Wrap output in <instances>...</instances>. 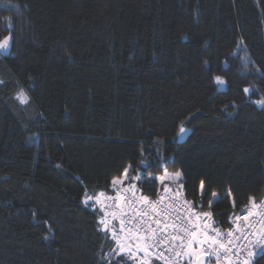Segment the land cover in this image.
<instances>
[{"label":"trees","instance_id":"16d2710c","mask_svg":"<svg viewBox=\"0 0 264 264\" xmlns=\"http://www.w3.org/2000/svg\"><path fill=\"white\" fill-rule=\"evenodd\" d=\"M7 35L0 264H131L100 229L104 208L83 202L114 195L128 165L182 174L220 231L264 199V0H0Z\"/></svg>","mask_w":264,"mask_h":264},{"label":"snow or ice","instance_id":"6c2138e0","mask_svg":"<svg viewBox=\"0 0 264 264\" xmlns=\"http://www.w3.org/2000/svg\"><path fill=\"white\" fill-rule=\"evenodd\" d=\"M12 39L11 35L0 39V52L8 51ZM215 80L218 84H224L219 76ZM244 92H249V89L245 88ZM17 98L22 103L28 102L23 89L17 93ZM256 103L264 106V100ZM187 132L181 122L178 137L182 139ZM140 165L147 168L143 160ZM130 172L135 174L130 176ZM167 178V172L154 177L150 171L141 174L137 168L128 165L120 176L110 181L114 195L106 196L101 191L92 197L85 193V204L94 200L101 208L111 209L101 215L98 224L115 242L112 252L117 257L121 260L126 258L131 264H152L153 259L163 261V264H174V257L186 259L187 264H211L213 259L215 264H254L264 249V227L255 229L254 222L249 221V218L259 217L260 223L264 224V200L257 203L254 196H249L250 206H246L243 215L234 216L237 222H248V230L236 223L234 229L222 233L207 222L212 218V213L197 212L195 208L198 206L185 199V194L180 191L183 184L178 183L177 188H172L165 183ZM170 179L179 182L180 173L177 172ZM156 180L163 185L165 195L152 201L137 185L144 182L152 185ZM204 187L201 181V196L204 195ZM212 195L216 197V193ZM232 203L235 207L234 199ZM240 240L247 243H237ZM241 253L244 255L241 256Z\"/></svg>","mask_w":264,"mask_h":264},{"label":"built area","instance_id":"2783aa9c","mask_svg":"<svg viewBox=\"0 0 264 264\" xmlns=\"http://www.w3.org/2000/svg\"><path fill=\"white\" fill-rule=\"evenodd\" d=\"M114 194H115V193H114ZM164 195H165V193L162 192V193H159V195H157L156 197H152V196H148V197H150L152 201H157L158 198H159L160 196H164ZM263 200H264V199H263ZM108 203H111V202H108ZM165 203H167V201H165ZM249 206H250V205H249ZM104 210H105V211H111V209H104ZM243 213H244V209H243L242 211H240V212H237V214H234V216H241V215H243ZM234 216H232V218H231V220H230L231 225H230V228L227 229V231H228L229 229H234L236 223H239L240 226H241V228H244L245 230H248V222H244V221H239V222H237V221L234 220ZM211 221H212V218H211L210 220H208L207 222H208L209 224H211ZM249 221L254 222L253 227H254L255 229H260V228L264 227V224H261V223H260V219H259V217H250V218H249ZM114 223H116V222L114 221ZM227 231H221V232H222V233H226ZM109 235H110V234H109ZM237 243H247V242H246V241H243V240H240V241H238ZM263 251H264V249H262V250L260 251V255H261V253H262ZM166 255H167V253H166ZM243 255H244V253H241V256H243ZM260 255H259V256H260ZM259 256H258V257H259ZM258 257L255 259V262H256V260L258 259ZM233 258L235 259V257H233ZM173 259H174V263L187 264V262H185V261H184V263H182V262H181L182 260H181L180 257H174ZM255 262H254V264H255ZM211 263H212V264H215L214 259L212 260ZM152 264H163V261H160V260H157V259H153V260H152Z\"/></svg>","mask_w":264,"mask_h":264},{"label":"rangeland","instance_id":"374dc122","mask_svg":"<svg viewBox=\"0 0 264 264\" xmlns=\"http://www.w3.org/2000/svg\"><path fill=\"white\" fill-rule=\"evenodd\" d=\"M11 43H12V41L10 42V46H9V49H8V51L7 52H0V55H2V56H8L9 55V53H10V47H11ZM215 83L216 84H218L217 82H216V80H215ZM218 86H219V90L221 89V90H225V88H226V84H225V82H224V84H218ZM25 93V95H26V97H27V99H28V96H27V93L26 92H24ZM260 105V104H259ZM261 106V105H260ZM189 132L190 131H188L187 132V135H189ZM187 135H185L182 139L181 138H179L178 137V141H184V139L187 137ZM164 174V173H163ZM173 175H175V174H173V173H168V178L166 179V181H165V183H167V184H169L170 185V187H172V188H177V186H178V183L179 184H182V182H181V179H183V176H182V174H180V180H179V182H176V181H172L170 178L173 176ZM159 176V175H158ZM103 199V198H102ZM98 204V203H97ZM98 206H100L101 207V205L100 204H98ZM182 261V263H184V261L185 262H187V260L186 259H181ZM174 264H179V263H174ZM212 264V263H211Z\"/></svg>","mask_w":264,"mask_h":264}]
</instances>
